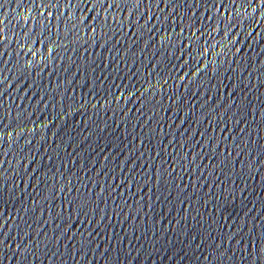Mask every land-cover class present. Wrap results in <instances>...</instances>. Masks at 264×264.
Listing matches in <instances>:
<instances>
[{
	"label": "water",
	"instance_id": "1",
	"mask_svg": "<svg viewBox=\"0 0 264 264\" xmlns=\"http://www.w3.org/2000/svg\"><path fill=\"white\" fill-rule=\"evenodd\" d=\"M0 264H264V0H0Z\"/></svg>",
	"mask_w": 264,
	"mask_h": 264
}]
</instances>
